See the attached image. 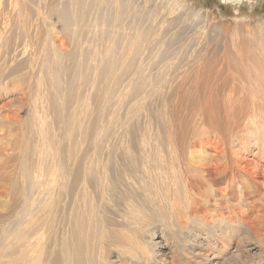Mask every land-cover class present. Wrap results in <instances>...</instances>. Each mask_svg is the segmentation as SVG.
Returning a JSON list of instances; mask_svg holds the SVG:
<instances>
[{
	"label": "bare ground",
	"instance_id": "obj_1",
	"mask_svg": "<svg viewBox=\"0 0 264 264\" xmlns=\"http://www.w3.org/2000/svg\"><path fill=\"white\" fill-rule=\"evenodd\" d=\"M149 1L146 10L137 0H0V97L22 91L17 79L26 65L29 78L38 70L27 116L31 146L25 144L26 163L18 170L25 181L23 191L18 190L22 212L16 211L18 229L2 232L0 259L19 256L16 264H264V43L248 56L235 46L241 35H252L245 21L259 2L244 0V12L241 0H211L216 9L190 0L144 3ZM203 9L202 43L207 47L206 38H215L221 48L201 58L195 54L198 66L186 70L194 83L182 86L193 87L199 97L196 83L205 68L199 65L212 55L220 64L214 72L228 84L202 88L205 119L198 120L200 131L183 135L187 142L167 128L166 153L159 145L164 137L149 145L150 152L142 151L146 143L140 137L142 150L138 146L140 153L134 152L121 114L112 111L105 119L108 103L114 105V89L122 83L127 88L115 98L119 109L126 96H138L148 82L150 105L155 102L164 78L159 72L147 76L149 65L139 58L161 42L163 34L153 32L192 17L202 19ZM258 28L264 32V26ZM176 35L175 30L162 41L165 49ZM229 62L235 69L224 66ZM232 72L239 73L234 76L238 81L233 78L235 84L229 85ZM220 92L223 103L216 100ZM3 107L5 103L0 104V161L13 153L7 127L22 124L2 114ZM26 133L18 141L26 143ZM19 176H14L17 181ZM114 206L119 212L109 211ZM169 235L177 236L172 246Z\"/></svg>",
	"mask_w": 264,
	"mask_h": 264
},
{
	"label": "rangeland",
	"instance_id": "obj_2",
	"mask_svg": "<svg viewBox=\"0 0 264 264\" xmlns=\"http://www.w3.org/2000/svg\"><path fill=\"white\" fill-rule=\"evenodd\" d=\"M154 2H156V3H158V2H160L161 0H153ZM210 1V2H209ZM259 3L257 4H255L254 5V14H252V15H250L249 17H247L246 18V24H247V26H248V28L250 29V34H252V35H250L251 36V38L249 39V35H241L240 36V38L238 37L235 41V46L238 48V49H240V50H242V51H244V54L246 55V56H248L249 55V53L248 52H252V51H254V50H257V44H263L264 43V32L262 33V29L260 30L258 27H259V25L260 26H264V0H257ZM190 2H193V3H196L197 5H202V7H206L207 5H211L212 7H210L211 9H216L215 7L216 6H214L213 4H214V2L212 3L211 2V0H197V1H195V0H190ZM137 3H139V5H143L144 4V6L146 7V10L147 9H150V1H149V3L148 2H146V3H144V0H137ZM201 3V4H200ZM223 4V3H222ZM221 4V5H222ZM206 5V6H205ZM222 6H224V5H222ZM242 6V7H241ZM240 7H241V10L242 11H244V12H246V9L248 8V6H247V4H246V2L244 1V0H241L240 1ZM256 8V9H255ZM206 11H207V9H203V11H202V13H200L199 14V16H200V18H202V19H199V18H196V17H192V19H187L185 22H183V23H181V24H179V26H174V25H172V26H174V27H176V28H174V27H172V26H169L170 24H166V25H164V32H163V30L158 34V32H153L154 34H156V35H158V36H161L162 34V37H161V42H159L160 44L162 43V41L163 40H165V41H163V44H165L164 42H167V40H168V38H170V34L172 33V32H174L175 30L177 31V34H178V36L176 35V38L174 39V41L171 43V46L168 48V50H167V48L165 49L164 47H165V45H162V46H160V44L158 43V46H157V44L156 45H152V48L150 49V50H147L146 52H144L141 56L143 57V58H139V61H143L142 62V65L144 64V66H148L147 68H146V70H145V68L143 69V70H145V74L147 75V76H149L150 77V72L151 73H153V74H156V72H159V73H161V75L163 76V82H162V85H163V87H162V89L160 90V92L158 93V95H155V97L157 98V100L155 101V102H153L151 105H150V82H148V87L146 86L145 88H142L141 89V91H140V93H139V95L138 96H130L129 98H127V96H126V98H127V100H126V98H125V104L126 105H121L122 107H120V109H122V110H120L119 109V101L117 102L118 104L116 105V100H115V98H119V95L121 94V92L123 93L124 92V90H125V88H124V86H126L125 84H120L119 85V89L118 88H115L114 90L116 91V97L114 98L113 97V101L112 102H114V105H116L117 106V108H116V106H114L113 105V103H111V101L109 102L110 104H112V106L108 103V107L109 108H111V110L108 108V111H107V114H106V118L105 119H108V118H110L109 116H110V114H111V112L112 111H114V112H116V115H117V113H118V115L119 114H121L120 115V117H121V120L123 119V122L125 123V126H127V127H124V128H126V129H128L127 130V132H128V134L127 135H129V136H127V140L129 141V144H131L132 146L134 145V148H136V149H134V152L136 151V152H138V151H140V149H141V147L143 146V143L142 142H140L142 139L143 140H145V143H146V145H147V147H145L146 145H145V143H144V145L145 146H143L142 148H144V150H142V151H147V152H150V147H149V145L150 144H152L153 145V143H155L156 142V138H159V141L160 140H162L161 138H163V140L162 141H160L159 142V145H160V147H161V149L163 150V152H165L166 153V149H165V147H164V145L163 144H165V142H164V139H165V132H166V130H167V128H168V130L169 131H171V133L173 132L174 133V137H175V135H177V136H179L178 134H180V136H183L184 134H193V132L195 133V132H198V131H200V129H201V122H199V121H201L202 119H205V113L203 112V109H202V107L204 106V104H203V102H204V99H203V96L205 95V93L202 95V92H201V90L202 91H205V89H202L203 87H205L206 85H208V86H210V85H213V86H220V87H223L222 86V84H228V83H225V82H223L222 81V79H218V75H217V73H215L216 72V70H218L219 68H220V64H219V62H218V57L216 56V57H213V55L207 60V61H204V60H202V61H204V62H202L199 66L200 67H205L204 68V74H202L201 76H200V78H199V80H197V83L196 84H198V86H199V90H200V93H199V97L198 96H196L194 93H196V91L194 90V88L192 87H188L187 88V86H182L183 84V82L184 83H188V84H193L194 83V81H192L191 80V78H189L188 77V75H186V70L189 68V69H192V70H194L193 68L195 67V66H198L197 64H195L194 62H195V59H194V56H195V54H200V58L201 57H203V55H205L206 53L205 52H207L208 50H213V51H217V49H219V48H221L220 46V44H219V42H218V46L216 45L217 44V41H216V39L215 38H206V40L208 41V46L207 47H205L204 45H203V43H202V39H205V38H202V33H201V31H203V32H205V29H203L204 27H205V22L203 21V19H205V14H206ZM212 11H215V10H212ZM223 11V8L219 11L220 13H223L222 12ZM143 13H145V12H143ZM215 13L217 14V12L215 11ZM243 13V12H242ZM209 15V14H208ZM202 16V17H201ZM206 18H207V16H206ZM55 20L56 19H53V22L55 23ZM261 22H262V24H261ZM256 23H258V24H256ZM56 25H55V27H56V29L57 30H60V24L57 22V20H56V23H55ZM172 24H174V23H172ZM176 25V24H175ZM256 26V27H255ZM171 28V29H173V30H171L170 32H168L167 30V28ZM165 28L167 29V30H165ZM201 28V29H200ZM240 31L241 32H244L245 30L244 29H240ZM1 36H3V35H1ZM1 36H0V41H1ZM254 40V41H252V40ZM3 42H4V39H3ZM238 42V43H237ZM175 43V44H174ZM239 45V46H238ZM157 46V47H156ZM175 48H174V47ZM216 46H217V48H216ZM66 47V46H65ZM161 47H163V48H161ZM67 49V48H66ZM159 49H161V50H159ZM165 50V51H164ZM174 50V51H173ZM183 50V51H182ZM152 51V52H151ZM171 51V52H170ZM149 52V53H148ZM161 52V53H160ZM218 52V51H217ZM159 53V57H156L157 56V54ZM165 53V54H164ZM174 53V54H173ZM144 54H145V57H144ZM152 57H151V56ZM169 57V58H167V56ZM150 56V57H149ZM170 56H171V58H170ZM155 57V58H154ZM151 58V59H150ZM153 58V59H152ZM161 60V61H160ZM155 61H157V62H155ZM167 61V62H166ZM163 62V64H161ZM148 63V64H147ZM150 63V64H149ZM253 63V61H249L248 62V65H250V64H252ZM146 64V65H145ZM156 64H157V66H156ZM161 64V65H160ZM212 64H216L215 66L214 65H212ZM150 65H151V67H150ZM174 65V66H173ZM143 66V67H144ZM164 68H163V67ZM186 66V67H185ZM211 66V67H210ZM224 66L225 67H230V68H234L233 66H235L234 64H232V63H226V64H224ZM156 67V68H155ZM168 67V68H167ZM172 67V68H171ZM215 67L217 68L216 70H215ZM26 68H27V65H26ZM26 68H23L21 71H20V74H21V76L17 79L18 80V85L16 86L17 88L19 87L22 91H24L23 89H25L26 88V92H29V93H31V95H32V98L30 99V96L28 97V96H23L22 95V91H19V92H21V93H19L17 90L16 91H12L10 94H7V95H5V96H2V97H0V104H2V103H5L6 104V107L4 108H2V109H4L3 111H2V114H7V116H9V117H12V118H14L15 117V119L16 118H18V120H19V122H21L22 124L24 123V125H22V124H16V125H14L15 123H13L12 125H14V127H11V126H8L7 127V129L8 130H12V134H13V142L11 143V147H12V145H13V153H15V154H13L12 152H11V155L9 156V157H11V158H2L1 159V161H0V165H2V166H0V168L3 170L5 167L7 168H5V170L2 172V170L0 171L1 173H0V227L2 228V230L3 231H1L0 230V242L2 241V237H3V235H5V234H8L10 231V233H12L13 231H16L17 229H18V226H17V219H16V217L18 216L17 215V212L20 210V212H22V207L20 206L19 207V205H22V203H23V198H22V196L20 195L21 193V191H23V189H24V187H25V185H22L23 184V182H24V184H25V181H24V179H21L20 177H21V172H22V169H21V165L23 164V167H24V163H23V161L26 163V151H25V147L28 145V146H31L30 144H27L28 142H29V140H30V124H31V121L29 120V118L27 119V116L29 117L30 115H28V114H31V110H30V103L35 99L34 97H33V89L31 90V86L32 87H34V79L35 78H37V74H38V70H35L36 72L34 73V76H33V78L32 77H30L29 78V76L30 75H28V73L27 72H29L30 71V69H29V67H28V69H26ZM213 68V69H212ZM222 68V67H221ZM164 71H163V70ZM235 69V68H234ZM24 70V71H23ZM168 70V71H167ZM210 70H213V72L212 71H210ZM27 71V72H26ZM150 71V72H149ZM160 71H162V72H160ZM191 71V70H190ZM215 71V72H214ZM24 72V73H23ZM165 72V73H164ZM169 72V73H168ZM185 72V73H184ZM212 72V73H211ZM25 73H27V74H25ZM167 74V75H166ZM185 74V75H184ZM213 74H215V75H213ZM232 75H233V77H232V79H231V77H229L228 79H226L227 80V82L229 81V85L230 84H233L232 82L234 81V84H235V80H237L238 81V77H234V76H237L239 73H234V72H232L231 73ZM25 75H26V77H25ZM182 76V77H180V76ZM212 76V79L211 78H209V77H211ZM214 76V77H213ZM23 77V78H22ZM25 77V78H24ZM174 77V78H173ZM184 77V78H183ZM217 79H216V78ZM22 80H21V79ZM166 78V79H165ZM235 80H234V79ZM25 79H27L26 80V82L24 81ZM170 79V80H169ZM181 79V80H180ZM176 80V81H175ZM233 80V81H232ZM34 81V82H33ZM168 83L169 82V85L170 86H168V84L166 83V82ZM175 81V82H174ZM232 81V82H231ZM30 82V83H29ZM25 83V84H24ZM33 83V84H32ZM171 83V84H170ZM238 83V82H237ZM236 83V84H237ZM20 84H21V86H20ZM123 85V86H122ZM166 85V86H165ZM120 86H122L124 89H122V88H120ZM180 87V88H179ZM148 88V89H147ZM170 88V89H169ZM28 89V90H27ZM32 92H31V91ZM120 90H122L121 92H120ZM90 92L92 91L91 89L89 90ZM114 91V92H115ZM125 91H127V88H126V90ZM149 91V92H148ZM169 91V93H170V95L167 93ZM183 91H186L185 92V94L186 95H183V98L181 99V95H182V93H183ZM190 91V92H189ZM209 91V90H208ZM93 92V91H92ZM91 92V93H92ZM125 93V92H124ZM123 93V94H124ZM165 95H164V94ZM177 93V94H176ZM222 92H220L219 93V95H218V98L216 99V100H220V102L221 103H223V101H222V98L224 97H221L222 96V94H221ZM167 95H169V97L167 96ZM172 95V96H171ZM177 95V96H176ZM188 95V96H187ZM174 96V97H173ZM190 97V98H189ZM192 97V98H191ZM170 98V99H169ZM172 98V99H171ZM160 99V100H159ZM195 99V100H194ZM30 100H32V101H30ZM215 100V99H214ZM157 101H158V103H157ZM162 101H163V103H162ZM172 101V102H171ZM132 103V104H131ZM165 103V104H164ZM136 104V105H139V108H137L136 110H132V107H130V105L131 106H134V105ZM155 104V105H154ZM156 105H158V106H156ZM169 105H170V107H169ZM21 106H23V107H21ZM111 106V107H110ZM126 107H127V109H126ZM154 107V109L155 108H157L156 110H154V109H152V108ZM114 109H116V111L114 110ZM125 109V110H124ZM177 109V110H176ZM129 110V111H128ZM171 110V111H170ZM15 111V112H14ZM31 111V112H30ZM118 111H120V112H118ZM133 113H132V112ZM135 111V112H134ZM158 112H159V114H158ZM198 112V113H197ZM200 112H202L201 114H200ZM15 113V114H14ZM37 113V112H36ZM113 113V112H112ZM32 114H34V113H32ZM42 114V111L40 112V111H38V115H41ZM16 115V116H15ZM50 115V114H49ZM123 115V116H122ZM124 115H128V116H124ZM131 115V116H130ZM151 115L153 116V118L152 119H150L151 118ZM160 116V117H158L157 118V116ZM200 116V117H199ZM118 117V116H117ZM134 117V118H133ZM142 117V118H141ZM147 117V118H146ZM172 117V118H171ZM175 117V118H174ZM196 117H197V119H196ZM127 118V119H126ZM133 118V119H132ZM171 118V119H170ZM201 118V119H200ZM28 120V122H27V120ZM46 119V118H45ZM44 119V120H45ZM118 119V118H117ZM125 119V120H124ZM128 119H130V120H128ZM135 119V120H134ZM140 119V120H139ZM143 119V120H142ZM157 119V120H156ZM160 119V120H159ZM174 119H175V121H174ZM176 119H177V121H176ZM26 120V121H25ZM48 120V118L46 119V121ZM137 120V121H136ZM155 120V121H154ZM199 120V121H198ZM143 121V122H142ZM152 121H154V123L152 122ZM156 121H158V122H156ZM27 122V123H26ZM30 122V123H29ZM126 122H127V125H126ZM179 122V123H178ZM188 122V123H187ZM197 122H198V124H197ZM152 123V124H151ZM173 123H175L176 124V126H174V128H173ZM178 123V124H177ZM28 124V125H27ZM75 124H78V122H75ZM158 124H160V125H158ZM166 124V125H165ZM26 125H27V127H26ZM129 125V126H128ZM136 125V126H135ZM167 125H169L170 126V128H169V126L167 127ZM117 126H118V128H117ZM116 126V128H117V130L119 131V125H117ZM153 127V128H155L156 129V131L158 132H156L155 131V129L153 130L151 127ZM157 126L159 127H163V128H158V130H157ZM166 126V127H165ZM17 127V128H16ZM131 127H133V128H131ZM137 127V128H136ZM14 128V129H13ZM116 128H114V130H113V132H115V131H117L116 130ZM123 128V129H124ZM135 128V129H134ZM165 128V129H164ZM122 129V130H123ZM131 129V130H130ZM134 129V130H133ZM142 129V130H141ZM153 130V134L151 135V138H154V139H152L153 140V142L151 141V143H150V134H151V130ZM170 129H172V130H174V131H172V130H170ZM26 130H28V132L26 131ZM188 132H186V131ZM193 130V131H192ZM30 131V132H29ZM134 133H133V132ZM162 131V132H161ZM184 131V132H183ZM24 132L26 133V134H28L29 135V137H28V135H24L25 136V142L26 143H24V142H20L21 140H23L22 139V136H23V134H24ZM130 132V133H129ZM160 132V133H159ZM164 132V133H163ZM178 132H180V133H178ZM23 133V134H22ZM56 134H58V131L56 130V132H55ZM134 135H133V134ZM140 133V134H139ZM157 135H156V134ZM172 133V134H173ZM181 133H182V135H181ZM158 134H160V135H158ZM161 134H163V135H161ZM137 135H138V137L139 138H137ZM188 135V136H189ZM131 136V137H130ZM136 136V137H135ZM154 136H156V137H154ZM159 136V137H158ZM160 136H162V137H160ZM188 136H186V138L188 137ZM140 137H142V139H140ZM190 137V136H189ZM188 137V138H189ZM177 138H179V137H177ZM185 136H183V139L182 138H179L183 143H185V142H187L185 139ZM130 139V140H129ZM17 140V141H16ZM18 140H20V141H18ZM132 140H133V142H132ZM136 140V141H135ZM184 140H185V142H184ZM19 142V143H18ZM163 142V143H162ZM24 143V144H23ZM133 143V144H132ZM139 143H141L142 144V146L139 144ZM25 144H26V146H25ZM113 144V143H112ZM136 144H137V146H136ZM139 144V145H138ZM156 144V143H155ZM59 145H61V143H59ZM156 145H158V144H156ZM162 145H163V147H162ZM22 146H23V148H24V150H23V148H22ZM136 146V147H135ZM140 147V149H138L137 150V148H139ZM148 147H149V149H148ZM164 148V149H163ZM15 149H17V150H15ZM148 149V150H147ZM165 150V151H164ZM17 151V152H16ZM141 151V152H142ZM138 153H140V152H138ZM26 156H25V155ZM17 155V156H16ZM248 155V154H247ZM247 155H245V157H248V158H251L250 156H247ZM17 158H16V157ZM243 157V156H242ZM18 158H20V159H18ZM16 159V160H15ZM6 160V161H5ZM13 160L15 161V162H13ZM20 160V161H19ZM16 161H17V163H16ZM12 164H10V163ZM6 164H7V166H6ZM14 164H16V165H14ZM21 164V165H20ZM5 166V167H4ZM21 166V167H20ZM9 168V169H8ZM19 169H21V172L19 173ZM174 169V168H173ZM6 170H8V171H6ZM6 171V172H5ZM17 171H18V175L16 174L17 173ZM175 171H176V169H174V172H173V174L175 173ZM20 175V176H19ZM14 176H17V178H18V176H19V178H20V180H16L17 178H15ZM16 180L18 183L16 184V181L14 182V181ZM23 181V182H22ZM21 182V183H20ZM13 183V184H12ZM20 183V184H19ZM15 184H16V186H15ZM18 184L21 186V187H17L18 186ZM13 187V189H11ZM18 189H17V188ZM13 190V191H12ZM18 190H20V192L18 191ZM17 191L19 192V193H17ZM15 192V193H14ZM17 195V196H16ZM16 196V197H15ZM19 198V199H18ZM116 202H117V200L115 201V202H113V204L116 206V207H118V205H116ZM16 205V206H15ZM113 207V211H112V207L109 209V211L110 212H119V211H117V208L116 207ZM16 207V208H15ZM18 208V209H17ZM21 208V209H20ZM13 210H15V211H13ZM115 210V211H114ZM17 211V212H16ZM15 212H16V214H15ZM120 212H123V208H122V211H120ZM143 212H145V211H143ZM143 215V214H142ZM212 216H215V212H213V215ZM7 218V219H6ZM6 221V222H5ZM7 224V226H6V224ZM15 224V225H14ZM8 225H9V227H8ZM3 227H4V229H3ZM8 227V228H7ZM12 227H16V228H12ZM8 229V230H7ZM10 229V230H9ZM15 229V230H14ZM2 232H6L5 234H3L2 235ZM170 237L168 238V246L169 245H171L172 246V241L173 240H175L176 239V237L177 236H172V235H169ZM8 240V239H7ZM171 241V242H170ZM1 244V243H0ZM14 244H15V242H14ZM13 244V245H14ZM12 248L10 247V249L9 250H6L7 252H11L10 250H11ZM14 256V257H13ZM13 256H8V257H6V258H4V260H2V259H0V262H1V260L2 261H4L6 264H14L15 262H16V259H18V257L19 256H15V255H13ZM16 258V259H15ZM11 259V260H10ZM16 264V263H15ZM225 264V263H224Z\"/></svg>",
	"mask_w": 264,
	"mask_h": 264
}]
</instances>
